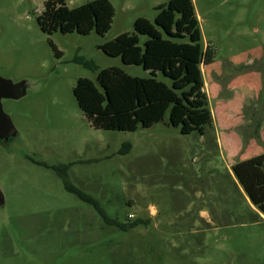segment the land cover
Returning <instances> with one entry per match:
<instances>
[{"label": "rangeland", "instance_id": "374dc122", "mask_svg": "<svg viewBox=\"0 0 264 264\" xmlns=\"http://www.w3.org/2000/svg\"><path fill=\"white\" fill-rule=\"evenodd\" d=\"M47 1L0 0V77L26 89L2 100L17 132L0 142V264H264V219L232 172L264 153V0H193L216 56L203 67L213 114L204 136L182 135L168 116L135 132L98 130L73 95L80 78L96 82L80 61L149 76L100 46L134 33L140 17L153 22V0H110L103 36L43 33ZM77 192L112 221L148 224L109 225Z\"/></svg>", "mask_w": 264, "mask_h": 264}, {"label": "trees", "instance_id": "16d2710c", "mask_svg": "<svg viewBox=\"0 0 264 264\" xmlns=\"http://www.w3.org/2000/svg\"><path fill=\"white\" fill-rule=\"evenodd\" d=\"M67 0H48L38 21L48 35L92 32L103 36L114 22L116 10L110 0H94L69 8ZM154 21L140 17L134 33H123L100 46L108 56L125 65L141 66L148 77L132 76L121 68L99 69L96 82L80 78L73 89L76 102L92 126L98 130L135 132L165 122L182 135L201 136L213 126V114L205 91L203 67L215 61L211 45H202V31L193 0H169L155 7ZM140 36L148 39L141 44ZM58 57L61 53L53 42ZM237 184L250 201L253 212L264 219V153L232 166ZM70 190V189H69ZM74 190L72 189V192ZM77 194L92 204L104 220L128 231L148 224L138 219L130 224L112 221L99 202L84 193Z\"/></svg>", "mask_w": 264, "mask_h": 264}, {"label": "water", "instance_id": "95a60500", "mask_svg": "<svg viewBox=\"0 0 264 264\" xmlns=\"http://www.w3.org/2000/svg\"><path fill=\"white\" fill-rule=\"evenodd\" d=\"M26 95L24 83L14 84L13 82L0 77V140L14 137L16 134L15 126L11 118L3 109L2 100L11 99L19 100ZM4 197L0 191V203L3 202Z\"/></svg>", "mask_w": 264, "mask_h": 264}, {"label": "crops", "instance_id": "0c3cea01", "mask_svg": "<svg viewBox=\"0 0 264 264\" xmlns=\"http://www.w3.org/2000/svg\"><path fill=\"white\" fill-rule=\"evenodd\" d=\"M162 3H165V2H163V0H153V2H152V7L155 8L156 6H158V5L162 4ZM131 7H134V8H135V6H132V5L130 4V2L127 3L126 8H129V9H130ZM246 160H247V159H246ZM200 213H202L201 215H205V216H207V219H208V220L211 219V218L208 216V214H206L204 211H201ZM211 221H212V220H211Z\"/></svg>", "mask_w": 264, "mask_h": 264}, {"label": "flooded vegetation", "instance_id": "af4514ba", "mask_svg": "<svg viewBox=\"0 0 264 264\" xmlns=\"http://www.w3.org/2000/svg\"><path fill=\"white\" fill-rule=\"evenodd\" d=\"M12 137L8 138V139H4V140H0L1 143H4V142H7V141H10Z\"/></svg>", "mask_w": 264, "mask_h": 264}]
</instances>
